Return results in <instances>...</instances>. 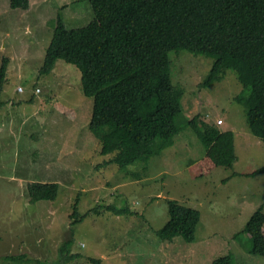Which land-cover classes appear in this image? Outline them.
<instances>
[{
    "label": "rangeland",
    "instance_id": "1",
    "mask_svg": "<svg viewBox=\"0 0 264 264\" xmlns=\"http://www.w3.org/2000/svg\"><path fill=\"white\" fill-rule=\"evenodd\" d=\"M10 4L0 0V67L9 60L0 109V264L21 255L22 264H58L71 238L70 252L78 256L66 264H215L229 254L233 264H264L241 233L264 205V171L244 174L264 168V142L235 101L244 91L237 74L201 86L213 59L172 51V81L183 92L174 144L147 167L104 166L113 155L100 153L89 128L94 99L82 89L80 70L58 60L51 74L40 75L58 14L69 28L85 26L94 18L89 0H30L28 9ZM196 116L235 132L238 160L231 168L194 177L206 154L189 125ZM34 181L59 183L58 197L30 202L27 187ZM78 200L87 216L72 225ZM169 200L200 211L193 242L158 236L170 219ZM113 206L126 212L108 210Z\"/></svg>",
    "mask_w": 264,
    "mask_h": 264
},
{
    "label": "trees",
    "instance_id": "2",
    "mask_svg": "<svg viewBox=\"0 0 264 264\" xmlns=\"http://www.w3.org/2000/svg\"><path fill=\"white\" fill-rule=\"evenodd\" d=\"M94 18L85 26L69 28L61 12L47 47L40 75H49L58 60L77 66L82 89L94 99L89 128L101 143L102 155H113L104 166L117 164L126 170L135 164L147 167L151 158L171 147L182 128V90L171 76L170 53L185 50L213 59L201 86L237 74L244 91L235 101L245 106L250 132L264 142V0H89ZM14 9H28L30 0H11ZM1 13V9H0ZM8 58L0 67L1 96L7 81ZM39 89V88H38ZM37 89V90H38ZM40 90V89H39ZM41 91V90H40ZM206 149L195 178L219 167L231 168L238 160L235 133L221 130L199 116L189 122ZM264 168L246 176L258 175ZM57 182L28 184L30 202L53 201ZM170 219L157 234L162 240L181 236L196 239L200 211L169 200ZM79 200L71 214L72 225L80 215ZM108 210L123 215L125 209ZM241 233L250 236L254 255L264 257V205L252 215ZM72 238L61 247L66 264ZM74 257V258H73ZM25 255L9 256L11 264H22ZM95 263L101 260L92 259ZM64 261V263H62ZM39 264H45L37 260ZM215 264H233L229 254Z\"/></svg>",
    "mask_w": 264,
    "mask_h": 264
},
{
    "label": "built area",
    "instance_id": "3",
    "mask_svg": "<svg viewBox=\"0 0 264 264\" xmlns=\"http://www.w3.org/2000/svg\"><path fill=\"white\" fill-rule=\"evenodd\" d=\"M19 91H22V89H21V88H19ZM37 91H39V92H40V90H39V89H38ZM218 123H219V124H223V121H222V120H219V121H218Z\"/></svg>",
    "mask_w": 264,
    "mask_h": 264
},
{
    "label": "clouds",
    "instance_id": "4",
    "mask_svg": "<svg viewBox=\"0 0 264 264\" xmlns=\"http://www.w3.org/2000/svg\"><path fill=\"white\" fill-rule=\"evenodd\" d=\"M41 92V91H40ZM221 120V119H220Z\"/></svg>",
    "mask_w": 264,
    "mask_h": 264
},
{
    "label": "crops",
    "instance_id": "5",
    "mask_svg": "<svg viewBox=\"0 0 264 264\" xmlns=\"http://www.w3.org/2000/svg\"><path fill=\"white\" fill-rule=\"evenodd\" d=\"M235 133V132H234Z\"/></svg>",
    "mask_w": 264,
    "mask_h": 264
}]
</instances>
